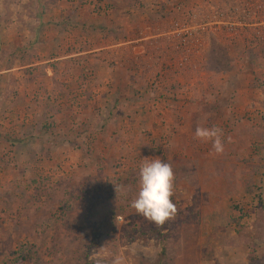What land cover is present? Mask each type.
I'll return each mask as SVG.
<instances>
[{"label":"rangeland","instance_id":"374dc122","mask_svg":"<svg viewBox=\"0 0 264 264\" xmlns=\"http://www.w3.org/2000/svg\"><path fill=\"white\" fill-rule=\"evenodd\" d=\"M180 5L183 0H170L166 7L173 10ZM111 7L105 0H0V264H19L17 252L28 246L38 264H159L161 260L162 264H204L215 260L220 249L246 245L242 238L236 242L235 236L246 229L250 213L244 204L260 185L254 180L263 177L255 173L249 178L250 159L233 164L238 169L224 163L217 168L221 173L216 179L198 173L211 165L195 168L203 160L194 152L186 153L194 161L167 160L175 173L176 213L158 224L130 206L139 189L142 158L159 150L151 139L152 127H143L141 135L136 132L147 142V150L142 149L147 153L140 158L134 149L127 156L110 147L118 130L108 128L109 114L101 106L88 110L76 101L79 106L52 108L57 100L53 80L43 78L48 69L58 68L44 62L49 56L66 55V42L80 32H60L54 12L51 16L57 21L49 22L46 31L39 29L45 10ZM226 41L224 34L210 36L206 62L193 64L194 68L213 72L209 70L212 44L226 51ZM256 65L260 75L252 82L264 91V65ZM180 85L170 93L181 91ZM157 98L152 107L167 109L174 97ZM161 110L159 117H165ZM122 113L130 116V111ZM238 132V139L246 133ZM224 147L229 150L228 144ZM242 148L250 149L245 144ZM199 150L211 151L213 145ZM163 248L169 257L161 256Z\"/></svg>","mask_w":264,"mask_h":264},{"label":"crops","instance_id":"0c3cea01","mask_svg":"<svg viewBox=\"0 0 264 264\" xmlns=\"http://www.w3.org/2000/svg\"><path fill=\"white\" fill-rule=\"evenodd\" d=\"M169 1L105 0L106 5L110 3L112 6L107 10H45L39 29L46 31L49 22L57 21L53 17L59 16L55 25L60 32L78 30L80 34L85 33L84 36H72L66 42V55L49 56L44 62L45 65L52 62L58 68L57 71L47 68L48 75L43 78L54 81L53 94L57 100L51 104L52 108L58 110L80 104L91 110L101 106L109 114L106 119L108 128L118 130L110 147L116 153L125 152L127 156L134 149L140 153V158L142 153H147L142 151L147 142L137 137L136 132L139 130L141 135L143 127L149 125L153 131L151 139L159 148L155 155L151 152L150 157H157L158 152H162L159 157L165 160L186 157L193 160L194 156H186V153L194 152L203 160L196 163L195 168L211 165L210 170L206 168L205 172L198 173L210 174L215 179L221 173L217 168L222 169L224 163L229 161L234 167L233 164H241L238 161L250 159L247 175L252 173V176L249 178L258 173L263 177L260 181L252 179L260 185L254 198L248 197L244 204L250 213L245 220L244 235L242 232L235 236L236 242L242 238L246 245L226 246V249H220L215 260L204 264H264V91L252 82L260 75L256 71L260 66L256 64L264 65V48L245 46L239 39L231 38L225 42L233 64L230 72L194 70L193 64L206 62L208 38L198 35L197 48L193 41L183 45L182 60L187 67L178 71L174 64L180 55L175 53V47L180 41L172 34L177 13L166 7ZM241 1L183 0V10L199 14L211 7L224 10ZM158 75L163 76L164 82L156 90L151 83ZM178 83L182 90L170 93L172 87L179 86ZM49 91L51 93V89ZM159 97L174 98L169 101L167 109L164 106L153 108V99ZM76 101L79 104H75ZM160 109L163 110L160 113L166 112L165 117H159ZM125 111H130V116L122 113ZM147 119L148 123L142 124ZM198 126L220 128L224 145L228 144L229 150L219 154L214 148L199 150L212 142L196 138ZM238 131L246 133L238 139ZM244 144L250 149L241 151ZM239 171L242 174L241 169ZM235 174L238 175L234 171ZM258 192L260 195L255 198Z\"/></svg>","mask_w":264,"mask_h":264},{"label":"built area","instance_id":"2783aa9c","mask_svg":"<svg viewBox=\"0 0 264 264\" xmlns=\"http://www.w3.org/2000/svg\"><path fill=\"white\" fill-rule=\"evenodd\" d=\"M183 9H185L183 5L175 9L177 15L174 17L176 22H174V31L172 33L180 41L175 47V53L180 55V58L174 64V68L178 71H183L187 67L185 60H182V51L185 52L183 45L193 41L197 48L199 45L198 40L200 39L198 35H206L210 39V36L218 37L224 34L227 40L231 38L239 39L240 43L245 46L250 44L255 48H264V12L263 14H258L253 11L264 10V0H258L257 4L243 0L236 6L224 10H215L211 7V9L201 11L199 14H190V12ZM161 81H163V76L158 75L154 78L151 85L155 89L159 88L162 85ZM159 101L155 102L156 105H158Z\"/></svg>","mask_w":264,"mask_h":264},{"label":"clouds","instance_id":"9594fccd","mask_svg":"<svg viewBox=\"0 0 264 264\" xmlns=\"http://www.w3.org/2000/svg\"><path fill=\"white\" fill-rule=\"evenodd\" d=\"M195 136L202 141H211L216 153L224 151L220 128L198 126ZM174 181L175 173L171 163L159 156L143 157L139 164V189L130 206L138 214L163 224L176 213Z\"/></svg>","mask_w":264,"mask_h":264},{"label":"trees","instance_id":"16d2710c","mask_svg":"<svg viewBox=\"0 0 264 264\" xmlns=\"http://www.w3.org/2000/svg\"><path fill=\"white\" fill-rule=\"evenodd\" d=\"M209 61H210L209 70L216 72V73L230 72L233 68L231 65L232 61L229 58L227 52L223 48L219 47L215 42H213L212 44V52L210 54ZM24 202H26V200H24L23 203ZM22 249L19 252H17L18 257L16 260L19 262V264H24L25 262H28L31 259L34 260V262H36L37 259L34 256L35 254L31 252V248L29 246L23 247ZM161 256L162 257L167 256V249L163 248V252ZM169 256H170V253L168 252L167 257ZM166 259H165V262H166ZM162 261L163 260H161L159 264H162ZM36 264L38 263L36 262Z\"/></svg>","mask_w":264,"mask_h":264}]
</instances>
